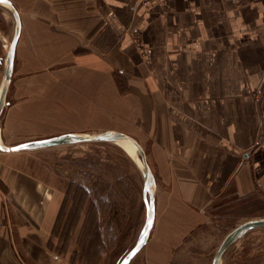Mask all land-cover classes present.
<instances>
[{"label": "crops", "instance_id": "crops-1", "mask_svg": "<svg viewBox=\"0 0 264 264\" xmlns=\"http://www.w3.org/2000/svg\"><path fill=\"white\" fill-rule=\"evenodd\" d=\"M11 1L16 52L63 84L47 99L127 106L160 150L169 197L264 203V0ZM14 169L0 161V264H71L51 246L62 192Z\"/></svg>", "mask_w": 264, "mask_h": 264}, {"label": "rangeland", "instance_id": "rangeland-1", "mask_svg": "<svg viewBox=\"0 0 264 264\" xmlns=\"http://www.w3.org/2000/svg\"><path fill=\"white\" fill-rule=\"evenodd\" d=\"M15 30L12 12L0 5V88ZM54 71L27 67L16 52L8 97L11 106L1 120V138L8 145L70 132L114 131L136 138L147 152L156 179L157 223L148 244L131 264H212L231 231L256 219L254 216H264L263 202L240 205L236 198L229 205L220 198L209 209H201L169 197L171 185L162 179L160 150L151 147L150 133L136 129L138 117L133 111L128 114L127 106L119 109L118 100L96 101L88 95L85 104L72 98L48 100L54 89L55 94L64 91L62 83L54 84L50 78ZM139 156L118 143L89 142L0 152V161L32 174L43 188L62 192L59 202L55 199L60 211L51 246L56 255L71 264H119L137 242L146 221ZM185 183L196 194L194 183ZM222 264H264V228L249 231L236 241Z\"/></svg>", "mask_w": 264, "mask_h": 264}, {"label": "water", "instance_id": "water-1", "mask_svg": "<svg viewBox=\"0 0 264 264\" xmlns=\"http://www.w3.org/2000/svg\"><path fill=\"white\" fill-rule=\"evenodd\" d=\"M0 4L8 7L14 16L16 23V30L12 42L10 44L7 57L5 73L2 80V85L0 88V126L1 120L5 113L6 108L10 105L8 102L9 89L12 83V77L14 74L15 60H16V47L19 41L22 22L20 13L18 12L15 5L11 0H0ZM89 142H112L121 143L129 142L132 143L136 151L142 159L144 166L143 176H144V201L147 209L145 225L139 234L137 242L133 248L126 254L119 264H131L134 258L143 250V248L148 244L151 234L154 229L156 221V179L150 164L148 162V155L143 145L134 137L114 131L100 132V133H65L53 137L37 139L22 142L15 145H8L2 141L1 129H0V152L2 153H18L24 151H37L47 148L57 147L60 145L67 144H77V143H89ZM264 228V219L252 220L245 222L233 231H231L224 239L222 245L220 246L218 252L216 253L212 264H222L224 257L230 247L243 237L249 231Z\"/></svg>", "mask_w": 264, "mask_h": 264}, {"label": "bare ground", "instance_id": "bare-ground-1", "mask_svg": "<svg viewBox=\"0 0 264 264\" xmlns=\"http://www.w3.org/2000/svg\"><path fill=\"white\" fill-rule=\"evenodd\" d=\"M1 5V4H0ZM3 6V5H2ZM6 7V6H5ZM6 8H8V7H6ZM9 9V8H8ZM10 10V9H9ZM11 11V10H10ZM12 12V11H11ZM118 145L121 147V148H123V149H125V150H127V151H129V152H134V154H136L137 156H139V154H138V152L136 151V149H135V147L133 146V144L132 143H129V142H121V143H118ZM139 158H140V161L142 162V159H141V157L139 156ZM142 165H143V163H142ZM143 169H144V166L142 167V171H143ZM236 243V242H235Z\"/></svg>", "mask_w": 264, "mask_h": 264}, {"label": "built area", "instance_id": "built-area-1", "mask_svg": "<svg viewBox=\"0 0 264 264\" xmlns=\"http://www.w3.org/2000/svg\"><path fill=\"white\" fill-rule=\"evenodd\" d=\"M141 2H142V4H143L145 7L149 8V7L152 6L154 0H141ZM1 226H2V223L0 222V228H1Z\"/></svg>", "mask_w": 264, "mask_h": 264}]
</instances>
